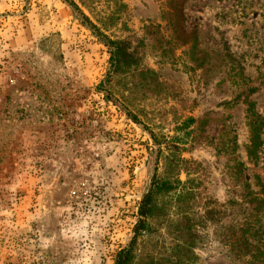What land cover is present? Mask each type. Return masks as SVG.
<instances>
[{"label": "rangeland", "instance_id": "obj_1", "mask_svg": "<svg viewBox=\"0 0 264 264\" xmlns=\"http://www.w3.org/2000/svg\"><path fill=\"white\" fill-rule=\"evenodd\" d=\"M66 1L0 0V264H114L177 159L184 264H264V0H72L117 71Z\"/></svg>", "mask_w": 264, "mask_h": 264}, {"label": "trees", "instance_id": "obj_2", "mask_svg": "<svg viewBox=\"0 0 264 264\" xmlns=\"http://www.w3.org/2000/svg\"><path fill=\"white\" fill-rule=\"evenodd\" d=\"M73 13L78 15L82 25L92 29L98 41L104 43L110 48L112 62L115 63L114 70L117 71V66L121 58L124 56L122 46L117 42H112L100 33V31L89 21V19L81 13L76 4L72 0L66 1ZM189 162L177 159L170 161L168 166H171V173L166 177H154V181L144 196L140 206L139 214L141 219L138 221L134 228V236L125 249L120 250L114 258V264H132L134 261V244L139 239H144L148 234L154 231L164 230L165 234L171 238V251L174 256L171 264H184L186 251L193 253L195 233L200 228L203 222H194L193 225L190 221H186L188 216L192 213L187 203L194 198V182L189 179L187 174V181L180 180L181 174L185 170V166ZM175 168V174L174 169ZM155 226V227H153ZM194 254V253H193Z\"/></svg>", "mask_w": 264, "mask_h": 264}]
</instances>
